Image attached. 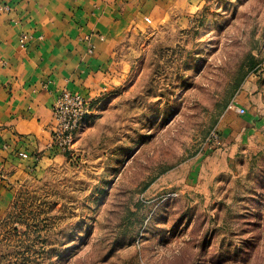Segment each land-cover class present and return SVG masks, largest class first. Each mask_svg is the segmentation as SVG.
<instances>
[{"label":"rangeland","instance_id":"1","mask_svg":"<svg viewBox=\"0 0 264 264\" xmlns=\"http://www.w3.org/2000/svg\"><path fill=\"white\" fill-rule=\"evenodd\" d=\"M108 103L22 194L0 264H264V0H204Z\"/></svg>","mask_w":264,"mask_h":264},{"label":"crops","instance_id":"2","mask_svg":"<svg viewBox=\"0 0 264 264\" xmlns=\"http://www.w3.org/2000/svg\"><path fill=\"white\" fill-rule=\"evenodd\" d=\"M203 3L0 0V240L18 225L29 185L63 161L51 147L58 96L79 93L97 113L125 88L146 44L189 30ZM248 90L260 95L259 86ZM235 121L224 130L227 142L243 129Z\"/></svg>","mask_w":264,"mask_h":264},{"label":"built area","instance_id":"3","mask_svg":"<svg viewBox=\"0 0 264 264\" xmlns=\"http://www.w3.org/2000/svg\"><path fill=\"white\" fill-rule=\"evenodd\" d=\"M26 37H24L25 39ZM238 114H244L245 109L234 104L230 106ZM90 113L88 101L79 93L63 91L53 107L54 128L51 147L57 153H71L81 126Z\"/></svg>","mask_w":264,"mask_h":264}]
</instances>
